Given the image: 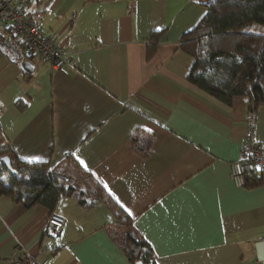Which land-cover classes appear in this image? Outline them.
Wrapping results in <instances>:
<instances>
[{
  "label": "crops",
  "instance_id": "1",
  "mask_svg": "<svg viewBox=\"0 0 264 264\" xmlns=\"http://www.w3.org/2000/svg\"><path fill=\"white\" fill-rule=\"evenodd\" d=\"M47 36L72 46L52 70L13 49L0 52V134L21 160L57 166L69 154L105 189L149 244L156 264H264V183L238 188L242 96L224 104L186 81L206 14L197 0H25ZM152 32H162L155 49ZM65 48V46H63ZM255 140L264 147V107ZM150 137L141 158L129 138ZM5 163V162H4ZM50 213L64 219L56 237ZM104 204L85 209L62 197L53 212L0 197V264L22 253L36 264H131L111 235ZM22 249V251H21Z\"/></svg>",
  "mask_w": 264,
  "mask_h": 264
},
{
  "label": "trees",
  "instance_id": "2",
  "mask_svg": "<svg viewBox=\"0 0 264 264\" xmlns=\"http://www.w3.org/2000/svg\"><path fill=\"white\" fill-rule=\"evenodd\" d=\"M197 1L206 14L181 41L196 44L186 81L224 104L242 96L249 112L264 107V0ZM161 33L152 32L151 48L155 49ZM2 39L0 34V52L13 60L8 57L13 48ZM140 135L131 136L129 141L144 158L149 155L152 139ZM0 197L12 198L25 208L44 207L49 212L62 197L74 198L85 209L102 203L114 217L110 229L113 241L129 262L156 264L155 254L135 229L132 218L69 154L53 168L44 162H27L10 150L0 134Z\"/></svg>",
  "mask_w": 264,
  "mask_h": 264
},
{
  "label": "built area",
  "instance_id": "3",
  "mask_svg": "<svg viewBox=\"0 0 264 264\" xmlns=\"http://www.w3.org/2000/svg\"><path fill=\"white\" fill-rule=\"evenodd\" d=\"M24 3L25 0H0V29L12 30L20 40L24 53L39 56L51 69L58 70L66 66L70 62L69 53L72 46L38 33V27L32 25L22 12ZM244 125L242 159L231 164L229 169V178L238 188L246 187L248 179L251 178H256L253 184L264 183V147L255 140L254 112H248L244 118ZM63 226V217L52 213L48 217L44 234L46 237H56ZM13 264L35 263L23 252Z\"/></svg>",
  "mask_w": 264,
  "mask_h": 264
},
{
  "label": "bare ground",
  "instance_id": "4",
  "mask_svg": "<svg viewBox=\"0 0 264 264\" xmlns=\"http://www.w3.org/2000/svg\"><path fill=\"white\" fill-rule=\"evenodd\" d=\"M22 12H23V14H24V16L29 20V18H28V16L25 14V12H24V8L22 9ZM30 21V20H29ZM30 23H31V21H30ZM32 24V23H31ZM33 25V24H32ZM0 31H6V32H10V34H12V38L17 42V44L19 45V47H20V52H21V56H22V58H25V59H28V60H30V59H37L38 61H43V62H46L45 60H43L42 58H40L39 56H37V55H35V54H25L24 53V51H23V48H22V44H21V42H20V40L18 39V37L13 33V31L12 30H10V29H0ZM38 33H40V34H42V35H44V36H46V37H48V38H53V37H51V36H47V35H45V34H43L42 32H40L39 30H38ZM47 63V62H46ZM48 64V63H47ZM70 64V62L67 64V65H69ZM66 65V66H67ZM65 67V66H64ZM64 67H62V68H64ZM50 68V67H49ZM62 68H60V69H62ZM51 69V68H50ZM53 70V69H52ZM59 70V69H58ZM5 159L7 160V162L5 161ZM242 159V158H241ZM4 162H5V164H7L8 165V159L7 158H4ZM239 162V161H238ZM234 163H236V162H234ZM233 164V163H232ZM50 216V215H49ZM46 226H47V224H46ZM59 235V234H58ZM18 259V258H17ZM14 260H16V259H14ZM13 260V261H14ZM33 262H34V260H33ZM13 263V262H12ZM35 263V262H34ZM36 264V263H35Z\"/></svg>",
  "mask_w": 264,
  "mask_h": 264
},
{
  "label": "water",
  "instance_id": "5",
  "mask_svg": "<svg viewBox=\"0 0 264 264\" xmlns=\"http://www.w3.org/2000/svg\"><path fill=\"white\" fill-rule=\"evenodd\" d=\"M5 161L7 162V160L5 159Z\"/></svg>",
  "mask_w": 264,
  "mask_h": 264
}]
</instances>
